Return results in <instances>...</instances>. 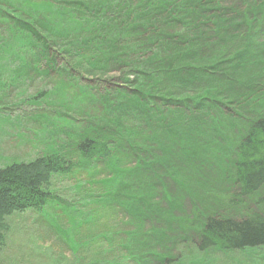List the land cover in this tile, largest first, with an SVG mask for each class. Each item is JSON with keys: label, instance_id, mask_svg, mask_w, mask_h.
<instances>
[{"label": "trees", "instance_id": "obj_1", "mask_svg": "<svg viewBox=\"0 0 264 264\" xmlns=\"http://www.w3.org/2000/svg\"><path fill=\"white\" fill-rule=\"evenodd\" d=\"M16 1L18 6L9 0H0V106L6 103L10 91H17L15 97L22 99L19 105L46 103V109H55L57 115L69 110L72 98L68 89L39 88L35 91V97L28 98L25 84L34 85L37 79L49 78L50 70L47 67L50 61L47 58L51 57L53 46L58 44L60 53L76 59L74 64L77 65L81 61L79 59L84 57L80 48L93 42L91 39L88 42V38L94 39L91 33L93 26L96 30V47H93V52L96 51V76L103 75L105 69L113 65L121 68L116 80H121L126 86L115 88L111 94L106 92L113 98L112 102L108 95L100 98L108 105L102 106L103 111L98 112L105 120L103 118L102 122L96 124V136L83 134L80 137L78 134L79 140L83 139L81 144L85 152L77 153L87 165L92 158H96V164L104 163L108 172L107 177L96 180L95 186L90 185L93 191L82 196L80 207L91 205L93 208H86V223L71 225V219L66 216H76V207L63 202L65 205L59 206L56 204L59 199L53 197L49 190L51 176L70 172L73 167L68 157L52 149L31 161L12 162L0 168V250L7 243L8 220L29 212L47 213V226L64 241L74 264H152L154 261L155 264H171L174 259L150 251L154 246L148 239L159 240L157 232L143 234L141 218L145 217L144 214L161 211L149 203L150 197L141 192L144 188L153 190L144 171L150 170L153 165L167 166L170 174L177 177L178 174L171 170H180L174 161L179 162L175 157L176 148L183 161L188 156L197 155V150L203 157V151L208 153L209 150L203 142L199 144V140L211 142L216 138L224 142V145H218L226 151L221 166L216 164L214 158L210 160L222 172L223 182L235 186L241 199L249 200L264 188V93L250 101V109H243L239 103L242 99L237 97L236 90H242V83L248 79L244 76L228 79L234 82H230V87L226 83H215L212 79L213 76L223 79V71L229 68L225 63L233 65L232 62L239 55L234 44L230 45L234 51L232 53L225 48L215 50V44L207 43L213 33L201 31L192 25L191 13L199 16L205 10L198 3L199 0H139L136 3L140 5L134 6L129 0ZM194 5H198L200 12L188 11ZM86 10L96 13V23L91 22L92 27H89L90 21L80 17ZM150 11L166 15L168 20L163 21L151 15ZM246 22L248 26L250 23ZM168 24L173 26L169 28ZM175 25L178 29L173 31ZM129 32L135 33L130 35ZM144 35L149 37L144 38ZM167 39L168 44L162 42ZM231 70L229 77H234L237 72L233 75ZM254 77L253 82L259 77L258 82L264 85V71ZM54 92L56 96H51ZM128 93L141 96V99L128 101L124 97ZM100 100L96 98V104L101 103ZM159 105L172 109L162 114ZM174 110L181 118L174 114ZM195 111L211 112L212 120L221 123L208 131L198 130L192 134L187 126L194 122L200 124L203 116L185 115ZM47 116L41 111L34 118H38L39 124H50V117ZM151 124L160 130H155ZM143 126L150 129L148 133L142 130ZM107 127L114 130L117 138L101 133ZM167 128L172 129L168 131ZM197 140L199 147L196 148L193 143H197ZM62 143L64 145L66 142ZM150 144H154L156 149L149 150ZM125 149L129 150L133 159H136L137 153H141L148 154L155 161L144 164L139 160L134 167L120 166L116 153L122 150L120 155L127 159ZM153 151L165 157L161 158ZM224 160L227 165L223 163ZM205 163L209 164L208 161ZM101 174L96 170V177ZM183 178L186 182L191 181ZM191 190L185 189L196 200L191 211L193 222H187L192 227L182 230L193 233L194 236L187 234V238L198 253L264 249V208L260 213L253 212L238 200L235 206L246 207L243 210L247 211L242 219L221 216L209 207L211 200L207 196L201 197L194 194L195 191L191 193ZM195 190L200 191V188ZM260 201L257 198V203ZM198 204L202 206L200 209L196 208ZM53 205L58 207L59 213L49 211ZM59 217L67 219L65 224L70 227L68 231L62 229ZM179 223L183 225L185 222L180 220ZM83 225L87 228L85 233H81ZM127 227L135 228L137 232L129 231Z\"/></svg>", "mask_w": 264, "mask_h": 264}, {"label": "rangeland", "instance_id": "obj_2", "mask_svg": "<svg viewBox=\"0 0 264 264\" xmlns=\"http://www.w3.org/2000/svg\"><path fill=\"white\" fill-rule=\"evenodd\" d=\"M138 1L129 0L132 6L138 4L136 3ZM9 2L18 6V1L16 0H9ZM201 4L205 8L203 15H207L209 19L214 18L219 22L223 17H226V19L233 23L232 25L229 23V27L226 29L228 31V37L225 40L227 41L226 44L219 42L222 45L218 44L217 46V42L221 39L214 35L210 37L207 43L215 44V46L213 45L215 50L218 48L217 50L219 51L220 48H225L231 53L234 51L230 45L234 44L238 55H242L239 57L238 62L233 65L227 62L225 63V66L228 64L229 68H225V71H223V79L215 76L212 79L215 80V83H226L230 87L231 81L228 79H238L237 77L244 76L248 80L242 83V90H236L237 97L243 95L248 96L251 91L263 89L264 85L258 82L259 77L256 82L253 81L256 78L254 77L255 75L264 71V0H204ZM192 9L189 11L195 12L196 9ZM196 12L200 11L196 10ZM80 17L85 21H90L91 25L89 27L93 25L91 22L95 21L94 23H96L95 12L90 13L86 10ZM160 19L165 21L167 16L161 15ZM246 21L250 23L248 26V22ZM176 25L174 26L175 28H172L174 29L173 31L178 29ZM172 26L168 24L169 28ZM162 27H160V30ZM91 33L94 39L88 38V42L90 43V39L93 42L86 47L83 46V48H80V53L84 55V57L82 56L79 59L81 60L79 61L80 63L77 62L76 65L74 64L76 59H70L69 55L60 53L61 47H59V44L56 47L52 45L53 53L51 57L47 58L50 61V65L47 67L50 70L49 78H45L44 80L37 79L34 85L25 84L27 86L25 95L29 96L28 98L35 97V91L39 88L49 90L54 87H63L68 89V94L72 98L71 108L69 110L62 111L57 115L56 112L58 111L55 109H46L48 108L47 106L45 107L46 103L31 105L24 103L19 105L18 102L22 99L18 96L15 97L17 91H10L9 96L6 97V103H2L1 105L3 106H0V168L12 162L31 161L41 154L50 152L52 149L58 152L60 151L68 157L67 159L70 160V164L73 167L70 172H63L61 175L51 176L49 190L53 193V197L55 196V198L59 199L60 202H56L59 206L74 204L73 206L76 207L75 210L81 215H69L66 218L71 219L69 220L71 225L78 224V226L86 223L88 219V209L86 208L93 209L91 205L86 206V208L80 207L82 206V196L89 194V191H93L91 186L96 185V180L107 177L108 172L104 163L99 162L96 164V158L95 160L92 158V162L87 165L85 163L86 161L77 152L68 153L66 149L71 148L74 150V145L78 147L81 144L83 139L78 140L77 137L79 135L80 137L84 136L83 134L96 136V124L103 120V118L105 120V117L98 112H102L103 107H107L108 105L107 102L100 100V98L108 95L106 92L111 94L115 88L126 86L121 80H116L119 77V71H121V68L119 69L116 66L112 65L110 68L107 67L103 75L96 76V51L93 52V47H96V30L94 26ZM134 33L129 32L130 35H134ZM137 33L139 34V30ZM143 37L147 38L149 35H144ZM233 68L236 69L231 70ZM230 70L233 75L236 72L237 74L234 77H229ZM197 83L199 85L201 84L200 82ZM25 85L23 86L24 88L26 87ZM248 86H250L249 88L251 90L248 89ZM53 95L56 96V93L51 94V96ZM226 96L230 97L228 93H226ZM22 97L25 98V96ZM96 98L101 103L96 104ZM108 98L110 102L113 101V98H110L109 95ZM242 100L239 102L240 104L244 102ZM244 104L246 103H243V109H250L248 104H246L247 107ZM41 111L45 112L48 115L47 117H50V124H39L38 118H34L36 113L38 114ZM175 112L174 110V114L181 118ZM197 112L188 113L189 115L184 114L185 116H192L191 114H201L203 116L200 124L194 122L187 126V128H190L189 130L192 134L198 132V130L208 131L209 128L221 123L218 120H212L211 112H207V114ZM42 125L43 127H41ZM151 125L155 127V130H160L154 124ZM168 125L166 124V126ZM183 125L185 126L186 124ZM142 130L148 133L150 129L143 126ZM101 133L107 134L112 138H117L114 130L109 127L104 128ZM72 138L73 142L71 140ZM62 142H68L69 146L67 143L63 145ZM200 142H203L207 150H209L208 153L203 151V157L200 156L199 151L196 149L197 155L188 156L183 161V156L178 154L179 150L176 148L177 152L175 157L179 162L174 161L180 170L175 168L171 170L175 175L178 174L177 177L181 176V178L173 177L167 166L161 167L157 164V166L153 165L150 170L146 169L144 171V175L148 178V183L151 184L153 190L144 188L141 192L145 196L150 197V204L161 209L156 214L152 212L145 213V217L141 218V226L144 229L143 234L146 233V235H149L153 231L152 233L157 232L156 236H159V240L155 238L148 239L152 243V246H154V249L150 251L158 254V256L162 255L174 259L171 264H264V249L233 253L209 251L204 255L198 253L193 243L187 238V234L194 236L193 233L182 230V228L192 227L187 222H193L191 211L196 203V200L190 194L186 193L185 189L187 188L192 189L190 191L191 193L195 191L193 193L201 195V197L207 196L211 200L210 204L207 203L209 207L221 216L242 219L247 214V211L243 210L246 207L235 206L238 200L242 201L246 206H249V210L253 212L260 213L262 212L261 209L264 208V188L258 191L255 196L249 198V200L241 199L238 196L235 186L232 187L228 183L223 182L222 172L217 170V165L221 166V160L224 154L226 155V151L222 149L223 147H218V145H224V142L216 138L211 142L199 140V144ZM199 144L197 140V143H193V147L197 148ZM152 148L156 149L154 144L148 146L149 150H152ZM122 152L121 150L120 153H116V157L120 160V166L126 168L136 166L139 160H142L144 164H150V162L155 161L148 154L141 153H137L136 159H133L129 155V150L127 151L125 149L124 153L128 156L126 159L120 155ZM152 153L159 157L161 156V158L165 157L164 154L158 153V151H153ZM211 157L214 158L217 165L210 160ZM205 161H208L209 164H206ZM223 163L227 165L225 160ZM144 164L141 162L142 167H144ZM96 170L102 174L96 177ZM183 177L190 179L191 183L186 182ZM198 187L200 191L195 190ZM257 198L261 199L259 203H257ZM52 207V209H49L50 212L55 214L59 213L57 206L53 205ZM201 207L199 204L196 206L197 209ZM200 211L204 212L203 209ZM204 213L209 214L207 210ZM94 215L96 216V214ZM59 218L62 220V229L68 231L70 227L68 225L66 226L67 223L65 221L67 219ZM180 220H184L185 223L181 225L179 223ZM46 221L47 213L41 215L31 212L17 215L8 220L6 222L8 228L6 233L7 243L0 250V264H74L68 247L59 235H57L58 233L51 231L52 229L49 228V225L47 226ZM119 228L122 229V226ZM86 229V225H83L81 233H85ZM126 229L137 232L132 227H127ZM155 259L157 261L161 260L158 258ZM155 262L152 264H155ZM162 264H165V262H162Z\"/></svg>", "mask_w": 264, "mask_h": 264}, {"label": "bare ground", "instance_id": "obj_3", "mask_svg": "<svg viewBox=\"0 0 264 264\" xmlns=\"http://www.w3.org/2000/svg\"><path fill=\"white\" fill-rule=\"evenodd\" d=\"M204 0H199L198 1V3H201V2H203ZM202 6V5H201ZM203 8H204V6H202ZM190 9V8H189ZM189 9H188V11H189ZM192 9V8H191ZM193 9H196V10H199V7H198V5H194V7H193ZM192 9V10H193ZM195 10V11H196ZM192 12V11H191ZM248 12V11H247ZM154 12L152 11H150V14L151 15H154V16H156V17H158L159 19H160V16L162 15V14H160L159 12H157V13H154ZM203 13H205V10H203ZM171 15H173V14H171ZM191 17H193V21H194V23L192 24L193 26H195V28L196 29H200L201 31H204V32H209V33H213V35L214 34H216V35H214V36H216L217 38H219V39H221L220 41H218L217 42V44H220L219 42H222V44H226V42L227 41H225L226 39H227V37H228V31H226V29L229 27V23L232 25L233 23H231L228 19H226V17L224 18L223 17V19H221L219 22L217 21V20H215L214 18L213 19H209L208 18V16L207 15H203V14H201V15H199L198 16V14H194L193 15V13H191ZM207 18H208V20H207ZM229 21V22H228ZM163 43L165 42V44H168V39L167 40H165V41H162ZM222 44H220V45H222ZM165 46H167V47H172V45H165ZM242 56V55H241ZM241 56H239V57H241ZM239 57L237 58V59H235L232 63L233 64H235V63H237L238 62V59H239ZM250 86H248V89L249 90H251V88H249ZM262 87V86H261ZM260 87V88H261ZM247 88V87H246ZM123 91H125V88H123ZM131 92V91H130ZM264 93V86H263V89H258V90H255V91H251L249 94H248V96L247 95H243V96H241V99H243L245 102H243V103H246V104H249L250 103V101H252L255 97H257L258 95H261V94H263ZM124 97H125V99L126 100H128V101H136L137 99L136 98H138V99H141V96H138V95H134V94H125L124 95ZM243 103L242 104H240V107H242L243 108ZM246 104H244V106L245 107H247V105ZM140 107V106H139ZM158 108L160 109V111L159 112H161L162 114H165V113H167L168 111H171V109H170V107H168V106H163V105H159L158 106ZM185 114V113H184ZM77 139L79 140L80 138L79 137H77ZM67 143V145H68V142H66ZM79 147V146H78ZM70 149V150H69ZM69 149H66V151L69 153V152H85V149H83V145L81 144L80 145V147L77 149V147L76 148H73L74 150H72L71 148H69ZM65 151V152H66ZM87 152V151H86Z\"/></svg>", "mask_w": 264, "mask_h": 264}]
</instances>
